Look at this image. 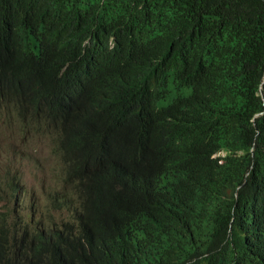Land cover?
<instances>
[{
	"label": "trees",
	"instance_id": "16d2710c",
	"mask_svg": "<svg viewBox=\"0 0 264 264\" xmlns=\"http://www.w3.org/2000/svg\"><path fill=\"white\" fill-rule=\"evenodd\" d=\"M1 116L75 223L0 213V264H264V0H0Z\"/></svg>",
	"mask_w": 264,
	"mask_h": 264
},
{
	"label": "rangeland",
	"instance_id": "374dc122",
	"mask_svg": "<svg viewBox=\"0 0 264 264\" xmlns=\"http://www.w3.org/2000/svg\"><path fill=\"white\" fill-rule=\"evenodd\" d=\"M176 92L170 89V93L164 99V101L158 103V107L167 106L169 102L173 100L176 96ZM181 95H187L188 91L182 89L180 91ZM7 121V123H5ZM17 133H25L20 130L18 125ZM5 129V131H3ZM9 133V120L0 117V138L1 133ZM11 136L15 133H9ZM51 137V133L36 134L33 133V137L27 141V146L22 147L19 145V139L15 137V141L11 139L10 143H13V149L11 150V159L9 160V168L5 167L3 173L6 174L1 177L5 187L13 186L15 183V177H21L19 184H21V193L19 194L21 198H25L22 205L15 203V217H10L12 220H16L20 216H24L25 219L30 217L33 212V203L38 202L39 199L42 200V193H45V188L51 185V193H45L43 199L46 201V213L43 217L47 222L59 223V220L65 221L69 219L68 212L62 208L57 207L51 209V195L59 191L60 179L64 177L63 163L60 158L55 161L51 157L50 148L47 139ZM37 144V145H34ZM3 153V142L0 139V157ZM13 163V165H11ZM57 179V181H55ZM59 185V187H57ZM3 186V184H1ZM1 193H3V188L0 189V213H5L9 216V209H13V204L9 203L6 199H1ZM4 197V193H3ZM3 200V201H2ZM61 209H63V215L61 214ZM47 218V219H46Z\"/></svg>",
	"mask_w": 264,
	"mask_h": 264
},
{
	"label": "clouds",
	"instance_id": "9594fccd",
	"mask_svg": "<svg viewBox=\"0 0 264 264\" xmlns=\"http://www.w3.org/2000/svg\"><path fill=\"white\" fill-rule=\"evenodd\" d=\"M168 96V93L166 94V96L163 98V100ZM158 103L159 101L156 103V109H162V108H166L167 106L164 107H158ZM7 123V122H5ZM168 126H169V121L165 118L160 119L158 121H154L153 123L147 125V127H149L152 131V133L154 134H158V135H164L166 134L167 130H168ZM139 129L142 130V127H139ZM3 131H5V129H3ZM9 133H15V135L11 136ZM9 133H1V141L3 142V153L0 157V178L6 174L3 173V170L5 169V167L9 168L10 164L8 163L9 160L11 159V150L13 149V143H10L9 141H11V139H13V141H15V137H17V139H19V145L21 146V154H22V147L23 146H27V141H29V139H31V136H29V138L24 139L21 138L20 136L17 135V127L14 124H9ZM48 143V146L50 148V153H51V157L57 161L58 156L54 153V146L53 143L51 141V139H47L46 141ZM9 144H10V153H9ZM37 145V144H34ZM11 165H13V163H11ZM21 180V177L18 178V182H17V178L15 177V193H21V184H19ZM55 181H57V179H55ZM5 183H3L4 185ZM58 186V185H57ZM15 193H9V203L13 204V209H9L10 211H15ZM45 193H51V185H49L48 187L45 188ZM45 193H42V200L39 199L38 202H34L33 203V215H31V217H29V219L35 220V221H40L46 213V201L43 199V197L45 196ZM68 196V192L65 194V196L63 197V201L66 202V197ZM53 199H51L52 201ZM7 203V201H5ZM78 203V201H77ZM45 211V212H44ZM44 213V214H43ZM61 214L63 215V209L61 210ZM71 221H73V219H71ZM62 221L61 219L59 220V225H61ZM46 249V247H45Z\"/></svg>",
	"mask_w": 264,
	"mask_h": 264
},
{
	"label": "bare ground",
	"instance_id": "6f19581e",
	"mask_svg": "<svg viewBox=\"0 0 264 264\" xmlns=\"http://www.w3.org/2000/svg\"><path fill=\"white\" fill-rule=\"evenodd\" d=\"M219 156L224 157L225 156V152L224 151H219V152H217L216 154L213 155L214 158L215 157H219ZM3 199H6L7 202H8V199L6 197H3ZM57 207L58 206H56L55 208H57ZM55 208H51V209H55ZM67 212L69 214V219L63 221L61 223V225L64 222L75 223V214H72L69 211H67ZM31 215H33V212H32ZM31 215H30V217H31ZM27 219H29V217ZM27 219H25V217H24L25 221H27ZM71 219H73V221H71ZM54 225L61 226V225H59V223H55V222L50 223V222H47L44 218H42L40 220L39 239H41V236L45 237V238H50L52 235H54ZM25 240H27V237H26ZM25 245H27V241L25 243L19 244L17 247H12L10 249V251L8 252L7 257H6V260H10L9 264H21V257L20 258H16L15 254L21 253V249H23V247H25ZM35 261H36V259H35Z\"/></svg>",
	"mask_w": 264,
	"mask_h": 264
}]
</instances>
